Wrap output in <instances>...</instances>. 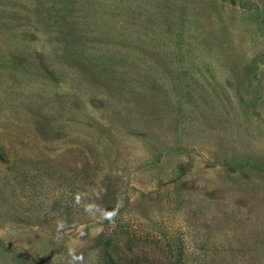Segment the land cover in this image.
<instances>
[{"label": "rangeland", "instance_id": "374dc122", "mask_svg": "<svg viewBox=\"0 0 264 264\" xmlns=\"http://www.w3.org/2000/svg\"><path fill=\"white\" fill-rule=\"evenodd\" d=\"M0 264H264V0H0Z\"/></svg>", "mask_w": 264, "mask_h": 264}]
</instances>
